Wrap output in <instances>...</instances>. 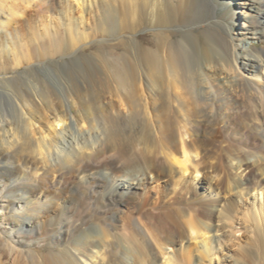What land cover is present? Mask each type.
Listing matches in <instances>:
<instances>
[{"label":"bare ground","instance_id":"bare-ground-1","mask_svg":"<svg viewBox=\"0 0 264 264\" xmlns=\"http://www.w3.org/2000/svg\"><path fill=\"white\" fill-rule=\"evenodd\" d=\"M262 40L264 0H0V264H264Z\"/></svg>","mask_w":264,"mask_h":264},{"label":"rangeland","instance_id":"rangeland-1","mask_svg":"<svg viewBox=\"0 0 264 264\" xmlns=\"http://www.w3.org/2000/svg\"><path fill=\"white\" fill-rule=\"evenodd\" d=\"M232 14L234 15V7H229L228 9H224L223 11H221V12H219V14H218V18H220V19H223L224 21H230V16H232ZM240 21V20H239ZM235 22H238V20L235 18ZM148 37V38H147ZM151 37H149V36H146V38L144 37L143 39H144V42L146 43V44H148L149 43V39H150ZM148 41V42H147ZM250 47L251 48H258V50H262V49H264V40H262V41H251L250 42ZM37 48H36V46H35V50H36ZM95 50V49H94ZM64 179H66V180H69V179H73V177L71 176H66V178H64ZM163 184V185H162ZM161 185H159V187L158 188H156V184L155 185H150L149 186V189H148V192H147V197L148 196H152V195H154V196H156V194L157 193H161L163 190H164V183H162ZM155 186V187H154ZM168 187V186H167ZM170 187V186H169ZM151 188V189H150ZM165 190H168V189H165ZM226 193H228V192H224L223 193V195H225ZM231 195H232V193H231ZM241 236V234H238L237 235V237H240ZM31 237H29V235H26L25 236V239L24 240H29ZM46 244H42V246H45ZM39 246L38 245H33L32 246V248H38ZM46 247V246H45Z\"/></svg>","mask_w":264,"mask_h":264}]
</instances>
